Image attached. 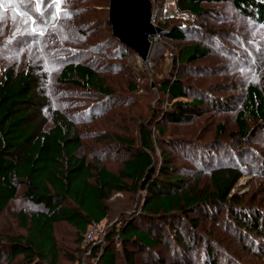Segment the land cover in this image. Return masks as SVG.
<instances>
[{
  "label": "rangeland",
  "instance_id": "374dc122",
  "mask_svg": "<svg viewBox=\"0 0 264 264\" xmlns=\"http://www.w3.org/2000/svg\"><path fill=\"white\" fill-rule=\"evenodd\" d=\"M28 2L2 0L0 39L8 36L19 39L18 45L10 47L5 45V39L0 40V72L9 62L21 60L25 52L33 65L41 64L36 71L40 104L35 110L42 128L51 124L55 111L60 112L78 126L82 136L81 153L87 158H101L113 171L119 170L126 153L124 146L113 145L116 135L134 137L138 144L140 122L148 124L154 138L153 156L158 158L163 154L166 160L161 164H171V172L183 174L185 184L196 180L198 185L209 187L210 170L233 166L242 174L230 193L242 198L236 202L239 206L257 213L262 236L235 227L230 222V205L205 204L201 207L205 211L199 209L198 213L185 214L184 222L193 219L191 222L195 225L192 235L181 228L184 238L188 235L193 238L183 256L191 264H208L207 247H210L217 264H264V123L248 119V134L239 136L235 120L240 108L237 95L240 92L242 95L247 84L264 85V22L239 10L231 0L202 2L208 11L197 16L178 11L176 0H151L155 24L177 22L186 25L187 30L181 40L156 34L149 54L151 64H146L131 49L123 51L124 57H116L106 48L103 55L85 53L83 48L88 45L80 41V35L72 29H61L72 26L71 22L63 23V17L58 18L57 7L65 9L62 2L57 5L54 0H46L42 4L36 0L30 7ZM192 42L206 46L208 53L179 74L181 69L176 67L175 58L184 45ZM78 52L81 55H73ZM68 60L109 64L107 81L119 98L100 103L102 98L91 97L78 86L58 83L56 74ZM116 62L121 64L118 72L112 69ZM171 72L186 83L206 89L214 102L206 99L201 113L180 121L158 116L159 107L170 101L159 85ZM219 125H222L221 131H218ZM22 190L20 185L16 196L0 214L2 237L23 232L17 212L32 206ZM144 197L139 191L113 193L107 202V217L89 225L83 234L66 221L57 222L54 228L59 252L57 264H90L92 258L87 245L103 238L112 225L120 224L141 209ZM157 220L160 223L161 219ZM115 249L117 264H124L122 249L118 245ZM155 249L157 254L163 253L165 262L175 258L164 245H157ZM134 252L137 260L145 253L144 249Z\"/></svg>",
  "mask_w": 264,
  "mask_h": 264
},
{
  "label": "trees",
  "instance_id": "16d2710c",
  "mask_svg": "<svg viewBox=\"0 0 264 264\" xmlns=\"http://www.w3.org/2000/svg\"><path fill=\"white\" fill-rule=\"evenodd\" d=\"M35 1L29 0L27 5L30 7ZM45 1L40 0V3ZM213 1L220 0H176V5L178 11L197 16L208 11L202 2ZM231 1L239 10L264 22V0ZM106 2L62 0L65 9L58 18L63 17V23L71 22L72 26L61 29H72L80 35V41L88 45L87 49L83 48L85 53L102 54L106 48L116 57H124L123 51L130 48L111 34ZM157 25L162 29L160 34L167 38L181 40L186 37L184 24L163 21ZM3 39L6 46L18 45V37ZM112 41L116 44H109ZM109 45L112 47L108 48ZM207 53L208 48L201 43L184 45L175 58L176 67L181 69L179 74ZM28 56L25 52L21 60L9 62L0 72V214L16 196L20 185L23 186L22 195L32 206L17 212L22 233L8 237L0 233V264H57L55 224L66 221L83 234L89 225L98 224L107 217V202L112 194L124 191L143 193L142 208L120 224L112 225L103 238L87 245L92 258L90 264H117V245L122 249L124 264H191L183 253L193 239L191 229L195 223L191 222L193 219L185 223L184 218L185 214L198 213L199 209L205 211L201 208L205 204L230 205V222L235 227L262 236L257 213L239 206L236 202L242 198L230 193L241 172L225 165L210 170L209 187L198 185L196 180L185 184L183 174L171 172V164H161L166 160L163 154L158 158L153 156L154 138L147 123L138 125V144L134 137L116 135L113 145H122L126 150L118 171L109 169L101 158H87L81 153L82 136L78 126L60 112L55 111L51 124L42 128L35 110L40 104L36 71L41 64L33 65ZM108 66L96 65L93 60H68L61 65L55 79L61 84L78 86L105 103L119 98L107 81ZM120 66L116 62L112 69L118 72ZM159 87L170 101L160 106L157 114L170 121L201 113L206 99L214 102L206 89L186 83L172 72ZM130 88L135 89V86L130 84ZM237 96L240 108L235 116L236 133L245 136L248 119L264 123V85L247 84L242 95L240 92ZM155 110L153 108L152 112ZM222 129L219 125L218 131ZM157 218L161 219L160 223ZM182 227L191 234L187 238L181 233ZM157 245H164L175 258L165 262L163 253L156 252ZM143 249V258L137 260L134 251ZM207 249L208 264H217L211 256V248Z\"/></svg>",
  "mask_w": 264,
  "mask_h": 264
},
{
  "label": "water",
  "instance_id": "95a60500",
  "mask_svg": "<svg viewBox=\"0 0 264 264\" xmlns=\"http://www.w3.org/2000/svg\"><path fill=\"white\" fill-rule=\"evenodd\" d=\"M107 20L114 38L141 60L150 54L151 38L162 31L152 20L151 0H108Z\"/></svg>",
  "mask_w": 264,
  "mask_h": 264
},
{
  "label": "snow or ice",
  "instance_id": "6c2138e0",
  "mask_svg": "<svg viewBox=\"0 0 264 264\" xmlns=\"http://www.w3.org/2000/svg\"><path fill=\"white\" fill-rule=\"evenodd\" d=\"M9 2H11V0H9ZM61 2H62V0H54V3L57 4V5H59ZM0 6H2V0H0ZM56 11H57V15H59L60 12H61V9L59 7H57ZM67 14L68 13L65 12V15H67ZM0 19H2V14H0Z\"/></svg>",
  "mask_w": 264,
  "mask_h": 264
},
{
  "label": "built area",
  "instance_id": "2783aa9c",
  "mask_svg": "<svg viewBox=\"0 0 264 264\" xmlns=\"http://www.w3.org/2000/svg\"><path fill=\"white\" fill-rule=\"evenodd\" d=\"M154 38V36L151 38V39H153ZM146 64H151V60H150V57L148 56V58L147 59H145V60H143Z\"/></svg>",
  "mask_w": 264,
  "mask_h": 264
}]
</instances>
